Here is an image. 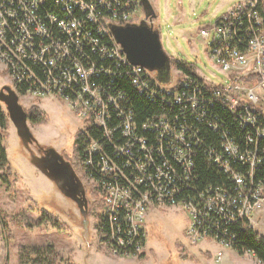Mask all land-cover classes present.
I'll return each mask as SVG.
<instances>
[{"label": "built area", "instance_id": "1", "mask_svg": "<svg viewBox=\"0 0 264 264\" xmlns=\"http://www.w3.org/2000/svg\"><path fill=\"white\" fill-rule=\"evenodd\" d=\"M257 1L239 0L214 24L199 30L209 42L208 58L225 74L221 83L210 81L196 67L193 74L176 67L174 74L170 68L171 81L162 83L155 70L128 60L111 30V26L139 23L143 19L153 23L155 19L145 17L141 0H0V63L5 65L14 88L25 82L27 89L22 94L51 95L67 101L80 119L77 131L85 133L99 128L103 144H112L109 156L101 143L86 134L76 159L81 171L77 175L90 183L99 199L92 233L107 253L133 258L145 254L149 212L172 206L186 211L190 217L185 230L189 242L210 239L220 247L234 249L221 228L231 221L228 213L230 218L248 220L264 204V182L254 180L260 159L251 150L244 153L233 139L226 138L216 162L236 182L238 193L215 188L198 197H175V190L170 188L174 170H163L161 164H183L184 176L186 180L190 178L191 137L186 129L177 127L178 118L165 113L154 121H145L141 130L151 133L158 143L157 147H148L146 138L138 136L132 113H125L122 107V102L128 100L125 91L112 94L96 81L101 73L110 70L85 66L78 56L72 58L70 51L73 49L78 55L84 52L83 48L98 46L111 64L129 76V83L139 93L160 100L170 97V105L177 104L180 109L185 100L196 107L198 99L192 92H203L209 106L218 104L241 116L253 128L256 138L264 139V17L256 10ZM244 17H253L254 26L245 29L243 33L248 38L240 47L233 38L242 28ZM32 64L48 67L44 78L34 71ZM248 75L250 80L246 79ZM115 137L118 139L113 143ZM138 151L143 159L136 156ZM245 161L249 167L244 173L230 165H243ZM221 255L222 248L216 251V258Z\"/></svg>", "mask_w": 264, "mask_h": 264}, {"label": "rangeland", "instance_id": "2", "mask_svg": "<svg viewBox=\"0 0 264 264\" xmlns=\"http://www.w3.org/2000/svg\"><path fill=\"white\" fill-rule=\"evenodd\" d=\"M237 1L150 0L157 8L158 18L153 25L158 27L172 73L177 74L174 60H184L194 63L210 81L221 83L224 80L225 74L208 58L206 45L209 42L202 38L199 30L214 24V17L228 11ZM262 2L264 4V0ZM181 15L183 20L176 22L178 18L181 20ZM171 79L170 73L168 83ZM246 79L250 80L251 77L248 75ZM6 84L15 90L5 65L0 63V88ZM16 93L25 110L35 105L46 114V120L38 125L28 120L38 145L53 146L59 152L64 151L80 175L77 152L72 150L80 119L67 101L51 95L31 97ZM6 132L4 145L10 174L7 181L0 179V264L32 262L34 252L47 244H52L62 256L61 264H66L69 259L75 264H264L250 252L240 253L233 248L220 247L214 240L203 239L192 244L185 236L190 217L186 211L174 206L149 212L145 254L133 258L107 253L92 233L99 199L90 183L82 179L88 199L92 201L90 213L83 218L75 202L30 163L29 151L16 135L10 120ZM30 148L37 153L35 144H31ZM41 207L50 210L55 221L41 217ZM248 224L264 236V204L254 210ZM220 248L222 255L216 258V251ZM192 257L198 260L194 262ZM37 260L38 257H34V261Z\"/></svg>", "mask_w": 264, "mask_h": 264}, {"label": "trees", "instance_id": "3", "mask_svg": "<svg viewBox=\"0 0 264 264\" xmlns=\"http://www.w3.org/2000/svg\"><path fill=\"white\" fill-rule=\"evenodd\" d=\"M256 10L259 15L264 17V4L262 0H258L256 4ZM254 26L253 17H244L242 28L238 29V33L234 35V43L238 46H242L246 43L248 34H244L245 29H250ZM54 36H62L54 34ZM84 52L78 55L71 52V57H79V60L85 65L92 66L96 70H110V73H101V76L96 80L102 82L103 89L112 94H116L119 90H124L127 101L122 102V107L125 113L131 112L132 119L138 126V136L146 138V145L148 147H157L158 143L153 138V135L147 131L141 130V125L145 121H154L160 114H166L170 118H178L179 123L177 125L186 129L187 135L191 137V148L189 153L191 157L190 178H185V169L182 165L161 164L162 168L172 172L173 180L170 182V188L175 190V197H192L203 195L208 190H214L215 188L225 189L228 193L237 194L238 188L236 182L227 174L219 163L216 162V158L221 154V145L226 138L234 140L241 151L246 153L252 151L260 163L254 171V180L264 182V139H257L253 128L242 121L241 116L231 114L228 110L213 104L209 106L205 101V93L192 92V95L198 99L196 107H191V103L187 100L184 101V107L179 108L177 104H171L170 97L165 100H160L157 97L152 98L139 93L135 86H131L129 83V76L122 74L120 68L111 64L110 60H107L104 54L96 48H83ZM77 57V58H78ZM105 57V58H104ZM174 66L186 73L193 74L195 64L184 60H174ZM34 71L44 78V74L48 67L41 65L32 64ZM108 69V70H106ZM103 72V71H102ZM16 92L24 93L27 89V84L22 82L16 85ZM27 118L33 125H38L46 120V114L37 106L32 105L27 110ZM9 123L8 114L2 102H0V179L7 181L10 174V163L7 158V153L4 145V139L7 137V126ZM6 132V133H5ZM86 134H91L99 143L102 144L103 152L111 156L112 144L104 145L102 140V130L99 128L88 129L87 132H81L78 130L75 133V146L77 155L82 151L83 145L86 139ZM117 137L113 139V143L117 141ZM121 144L122 142H118ZM137 149L140 150L138 143L135 144ZM195 145V146H194ZM142 152L136 154L137 157L143 159ZM119 163L120 160H117ZM123 162L120 164L122 165ZM168 165V166H167ZM232 168L244 173L248 167L249 162H239L237 165L230 163ZM154 169H152V174ZM200 194V195H199ZM41 217L46 220H52V213L45 207L39 208ZM231 221L226 222L224 227L221 228L226 232V237L233 243L234 249L240 253L245 251L250 252L256 258L264 263V236L256 232L252 227L249 226L248 220L230 218V213L227 214ZM217 221V220H216ZM55 224V222H53ZM123 231H125L123 229ZM122 235H125L124 233ZM126 236V235H125ZM127 237V236H126ZM128 240V239H127ZM125 245L127 242L124 243ZM127 246V245H126ZM34 257H38L39 260L34 261V257L31 258L32 262H26L24 264H61L63 261L62 256L55 250L52 244H47L41 249L34 252ZM185 257V255H183ZM198 259L192 257V261L196 262ZM7 264V262H6ZM66 264H75L70 259Z\"/></svg>", "mask_w": 264, "mask_h": 264}, {"label": "water", "instance_id": "4", "mask_svg": "<svg viewBox=\"0 0 264 264\" xmlns=\"http://www.w3.org/2000/svg\"><path fill=\"white\" fill-rule=\"evenodd\" d=\"M141 3L145 17H156L150 0H141ZM111 30L130 62L155 70L156 78L162 83L170 80V59L162 48L159 30L153 23L143 19L139 23L111 26ZM0 102L3 103L18 138L29 151L30 163L52 180L65 196L73 199L80 209H84V185L71 162L65 160L53 146L45 147L43 154L31 151L30 145L36 137L28 125L26 110L10 85L6 84L0 88Z\"/></svg>", "mask_w": 264, "mask_h": 264}, {"label": "flooded vegetation", "instance_id": "5", "mask_svg": "<svg viewBox=\"0 0 264 264\" xmlns=\"http://www.w3.org/2000/svg\"><path fill=\"white\" fill-rule=\"evenodd\" d=\"M157 16V15H156ZM152 19H155V17L154 18H151V20ZM73 141H74V139H73ZM73 141H72V150H73V152L75 151L76 152V149H75V146L73 145L74 143H73ZM32 144H35V146H37V153L36 154H43V151H44V148L45 147H47V146H40V145H38V141L37 140H35V141H33L32 142ZM59 152V151H58ZM61 155H62V157L65 159V160H69V159H67V156L65 155V153H64V151H61V152H59ZM70 161V160H69ZM72 164V163H71ZM73 166V165H72ZM74 168V167H73ZM84 190H85V198H86V205L84 206V209H80L79 207H78V205H77V203L73 200V199H71V200H73L74 202H75V204H76V206H77V208H78V210L80 211V213H81V216L84 218V217H86L89 213H90V211H91V208H92V201L91 200H89L88 199V195H87V192H86V189H85V187H84Z\"/></svg>", "mask_w": 264, "mask_h": 264}, {"label": "crops", "instance_id": "6", "mask_svg": "<svg viewBox=\"0 0 264 264\" xmlns=\"http://www.w3.org/2000/svg\"><path fill=\"white\" fill-rule=\"evenodd\" d=\"M152 5H153L154 11H155V13H156V15H157V16L155 17V19H156V18H158L157 8H156V6L154 5V3H153ZM225 10H226V9H225ZM222 13H224V12H222ZM222 13H221V14H222ZM221 14H219L218 16H215L214 18L217 19ZM180 18H181V20L178 18V19H176V22H180V21H182V20H183V15H181ZM212 18H213V17H212ZM77 128H78V126H77ZM76 131H77V129H76ZM76 131H75V132H76ZM16 135H17V134H16ZM202 241H203V240H202ZM205 241H206V240H205ZM205 243H206V242H205ZM205 243H203V244H205ZM193 264H195V263H193Z\"/></svg>", "mask_w": 264, "mask_h": 264}]
</instances>
